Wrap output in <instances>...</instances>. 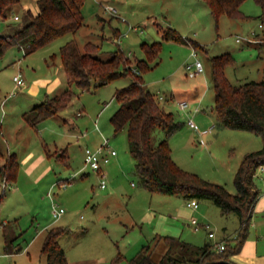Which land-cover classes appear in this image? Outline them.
I'll return each mask as SVG.
<instances>
[{
	"label": "rangeland",
	"instance_id": "1",
	"mask_svg": "<svg viewBox=\"0 0 264 264\" xmlns=\"http://www.w3.org/2000/svg\"><path fill=\"white\" fill-rule=\"evenodd\" d=\"M36 1L19 0L7 9L9 17H0V35L23 26L30 17L28 10H37ZM171 1L86 0L83 6L86 23L78 31L67 32L27 55L18 46H11L0 58V149L16 151L19 160L28 148L35 155L44 156L32 173L23 165L15 182L3 184L0 181V219L14 225L10 236L16 234V241L23 246L21 251L5 252L0 226V264H47L46 255L41 251L44 237L47 228L58 225L71 230L60 240L69 264H133L131 259L144 244L151 247L156 244L151 242L156 216L165 213L171 219L177 213L175 208L186 207L181 196L151 193L140 183L133 170L135 160L129 150L127 131H114L110 120L118 107L114 94L118 88L130 83V76H119L91 90L67 84L59 51L72 38L81 46L88 41L101 45L103 52L100 57L104 59L116 49L131 57L143 58V42L162 41L158 63L143 73V79L151 92L164 97L162 105L182 124L178 132L168 138L173 158L182 169L210 181H218L232 193L236 192L234 178L223 163H236L247 149H259L261 137L251 131L220 128L217 118H214L210 123L215 128L210 136L214 141L213 147H201L199 137H194L187 120L192 117L201 128L211 125L200 124L191 111L187 112L189 108L182 109L179 102L184 98L190 101L200 94L199 105L213 115L215 95L210 65V56L213 55L232 53L234 64L226 70L234 84L264 79V60L259 56L256 44L264 42L259 18L261 7L256 0H244L241 9L248 17L222 16L217 25L204 0ZM108 4L119 10V16L105 9ZM98 13L105 21L99 20ZM16 14L19 19L14 18ZM168 26L177 28L184 37L200 42L208 49L207 52H195L190 43L164 39L161 29ZM115 29H119L120 35L114 33ZM238 37L242 38L240 42ZM54 53L53 61L51 55ZM196 57L202 61L204 72L197 78H189L185 74L186 65ZM18 72L26 77L25 82L27 79L23 86H17L13 80V75ZM57 72L63 75L66 84L63 90L70 87L74 91L73 98L35 129L22 116L35 103L28 105L26 100H39L30 95L28 89L33 81L41 84L50 77L53 79ZM40 89L43 92L46 88L40 86ZM165 136L160 128L152 131L153 143ZM107 138L117 155L104 166L107 187L102 188V177L85 161V148L98 147ZM46 150H66V154L48 156ZM258 172L263 170L259 168ZM61 183H66V186H61ZM58 206L65 211L54 218L52 210ZM224 216L212 225L217 238L228 236L225 238L228 239V231L239 226V219L235 212ZM188 217L187 230L194 236L190 241L197 245L212 241L215 244L216 237H209L206 230L193 231L190 219L194 216ZM235 233L237 231L234 230L230 235ZM162 248V245L153 248L152 258L156 261L162 257ZM176 264L195 263L180 261Z\"/></svg>",
	"mask_w": 264,
	"mask_h": 264
},
{
	"label": "trees",
	"instance_id": "2",
	"mask_svg": "<svg viewBox=\"0 0 264 264\" xmlns=\"http://www.w3.org/2000/svg\"><path fill=\"white\" fill-rule=\"evenodd\" d=\"M86 0H37V12H29V20L10 34L0 35V58L11 46H18L24 54L42 48L67 32L78 31L86 22L83 6ZM213 15L216 24L222 16L244 19L248 17L241 9L244 0H204ZM19 0H0V17H9L7 9ZM261 7L259 18L264 32V0H256ZM163 38L191 44L196 50L207 52V48L196 40L184 37L174 27L162 28ZM119 35V34H118ZM264 41V40H263ZM259 56L264 59L262 46L256 43ZM144 57H131L121 49L111 51L109 58H102V46L88 41L82 46L75 38L60 47L59 55L67 72L69 86L75 84L81 90H91L107 84L122 75L130 76V83L115 91L117 109L110 117L115 132L126 129L129 150L135 160L134 173L140 183L151 193L179 195L185 199H209L223 214L235 212L239 219V228L234 237L225 239L223 250L214 249V244L196 246L192 243L165 237L169 244L167 253L160 261L150 258L148 245L131 259L133 264H176L177 262H198L206 264H226L232 256L239 253L249 235L250 222L260 190L255 182L256 171L264 165V79L234 84L226 74L227 67L234 64L232 53L210 56L211 82L214 89V109L217 126L237 130L251 131L262 139V147L246 153L235 172L236 192L232 193L221 183L203 178L197 173L182 169L171 154L169 137L178 131L181 123L174 114L165 109L160 96L151 92L144 83L143 73L158 63L162 41L141 44ZM56 54L51 55L54 61ZM137 68L139 72H135ZM264 72V68H263ZM70 87L61 93L48 96L23 113V118L36 126L63 109L73 98ZM160 128L165 138L157 143L152 141V131ZM48 156H65L66 150L48 152ZM20 169V161L15 152L0 149V181L3 184L15 182ZM5 239L4 251H21L22 244L16 241V234L10 236L11 222L0 219ZM70 228L58 225L47 228L41 248L46 255L47 264H69L67 254L61 245V238L70 233ZM177 252V254H174ZM120 257V255L118 256Z\"/></svg>",
	"mask_w": 264,
	"mask_h": 264
},
{
	"label": "crops",
	"instance_id": "3",
	"mask_svg": "<svg viewBox=\"0 0 264 264\" xmlns=\"http://www.w3.org/2000/svg\"><path fill=\"white\" fill-rule=\"evenodd\" d=\"M164 1H166V0H164ZM169 1H170V3L173 2L171 0H169ZM168 5H169V3H168ZM31 12L36 13L37 10L31 11ZM118 14H119V10H118ZM98 18L101 21H105V18L102 15H100L99 13H98ZM175 29L178 30L177 28H175ZM114 33L120 35L119 29H115ZM8 34H10V33H8ZM257 34H262V33L258 32ZM254 42H255V40L251 41V43H254ZM248 43H250V42L248 41ZM262 50L264 51V46H262ZM262 68H264V65ZM62 69L65 71L64 75H66V81H67V84H69L67 72L64 69V67ZM58 72H59V70H58ZM185 74L187 75L186 71H185ZM226 74H227V70H226ZM197 76H199V74ZM197 76L189 77V78H197ZM62 77H63V75H60L58 73L57 76H55L53 79H52V77H50V78L44 80L43 82H41V84L33 81L31 83L32 85H30V87L28 89V92L30 95L38 97L39 100H37V101H35L33 99L32 100H26V103L28 105L32 102H35V103H32L29 108L33 107L34 105H36L38 103H41L48 96H53V95H51V94H53L52 92H56L55 94L61 93L63 91L64 86L66 85V84L64 85L65 81H63ZM199 81H201V80H199ZM26 82H27V79H26ZM40 86L45 87L46 88L45 91L42 92L40 89ZM38 92H39V94H38ZM201 99H202V96H200V94H197V96L195 98H193L192 100H190V101L187 100V101H189V104H190L188 107L189 109L187 108L188 109L187 112L191 111L193 113V115H195L194 117H196L199 120V123L205 126V125H209L211 122H213L212 120L214 118H217V117H216V112L214 109L212 110L213 115H211V112H208V111L206 112V110L203 109V107L201 105H199L201 103ZM182 100H186V99L184 98ZM80 115H82V113ZM66 120H67V118H64V121H66ZM45 121L46 120H44V122ZM38 125L36 126V128L33 127L32 125L31 126L35 129H37V127H39ZM210 125H212V124H210ZM43 127L45 128V126H43ZM189 129H191V128H189ZM214 129H212L211 132H209L208 134L205 135L206 143L200 144L201 147H205L206 149L208 147L209 148L213 147L214 141L211 139L210 136L213 134ZM193 133H194V137L195 138L197 137V139H198V134L194 130H193ZM193 142H195V140ZM254 146H259V145H254ZM247 150L248 151L246 153L253 151V150H256V149H247ZM9 152H13V151L9 150ZM14 152L16 153L18 160H19L18 153L16 151H14ZM171 154H172V148H171ZM172 157H173V155H172ZM43 159H44L43 155H41V154L35 155L34 152L28 148V151L25 152L22 159L19 160L20 161V169L22 168L23 165H26L27 171L29 173H32L33 170L39 165V163ZM240 160L237 161L236 163H232V162L223 163L224 168L228 169V172H230V175L233 176V178H234L235 172L239 166ZM111 161H112V159H111ZM20 169H19V171H20ZM216 182H218V181H216ZM255 182L257 184V187L260 190V196L255 203L254 210L252 213L249 235H248L247 239L245 240L240 252L231 257L232 260L234 262H236L237 264H264V235H263L264 234V169H263V172H260V173L258 172V170L256 171ZM180 198L183 199L184 202H186V207H184L182 205V206H179L178 208H175L177 213L175 212L174 215L171 216V219H168L169 218L168 214H165V213H160V214H158V216H156V220H155L154 228H153L154 236L151 238V242H153L154 244L156 243L155 246L156 245H162L163 246L162 253H161V255H162L161 259L167 253V251L169 249V244H168L167 240L165 239V237H174L178 240H183V241L192 243L193 245H196V246H203V245H197V244L193 243L192 241H190V240H194V236L192 235V232L190 230H187L186 224H189V221H188L189 215L192 217L196 216V218L198 219V221L201 225L199 227V229H195L194 225L191 221L190 226L191 227L193 226V229H194L193 231H195L197 233V232H200L201 230H206V233L208 234V236H209L210 231H214L213 225H212V224H214V222L219 221V219L222 217H226L224 215H227V216L230 215V213L223 214L221 212L220 208H219V211H220L219 212L217 210L218 206H215L216 204L213 201L211 202V200L202 199L203 201L201 202L199 199H197L199 205L197 208H193V207L187 205L188 199H185L182 196ZM238 228H239V226L236 228L234 227V229L232 228L233 230L230 229L228 231L229 233H227V234H229L230 238H232L236 235V233L233 235H230V234H232V231H234V230L236 232L238 230ZM215 237H216V240H214V243H217L221 240H225V238H227L228 236H223V237L220 236V238H217V235L215 233ZM206 243L212 244L213 241H212V243L211 242H206ZM144 245H148L147 254H149L151 259L156 261L154 258H152V254L154 253L153 248L155 246L151 247L149 244H144ZM160 260H158V261H160ZM193 263L200 264L198 262H193Z\"/></svg>",
	"mask_w": 264,
	"mask_h": 264
},
{
	"label": "built area",
	"instance_id": "4",
	"mask_svg": "<svg viewBox=\"0 0 264 264\" xmlns=\"http://www.w3.org/2000/svg\"><path fill=\"white\" fill-rule=\"evenodd\" d=\"M105 8L109 12H111L113 15H117V16L119 15L118 10L114 6L108 4L105 6ZM14 18L19 19V16L16 14L14 16ZM260 26L262 27L263 24L260 23ZM241 40H242L241 37L237 38L238 42H240ZM249 42H250V40H249ZM195 56H196V54H195ZM133 70L135 72H139V70L137 68H133ZM202 72H204V66H203L202 61L198 57H196V59L192 63H189L186 65V73L189 77L197 76L198 74H200ZM13 80L17 86H23L26 83L24 75L21 72L14 74ZM160 98L162 99L163 96L160 95ZM189 105H190L189 101H187V100H181L179 102V106L184 110H186L189 107ZM187 124L190 128H192L198 134V137H199L200 142L202 144L206 143L205 135L208 134L209 132H211L213 127H214V125H211L210 127H207V128H201L194 121V119L192 117L188 118ZM116 155H117V151H116V149L111 147L110 141L108 138L105 139V141L98 147L92 148V147L87 146L85 148V161L88 163V165L91 167V169L97 171L100 174V176L102 177V180L100 182V186L102 188L107 187V181L105 179L106 173L104 171V166L107 165L111 161L112 157H114ZM260 169L263 170L264 165H262L260 167ZM60 185L65 187L66 183H61ZM187 205L191 206L193 208H197L199 203H198L197 199H189L187 201ZM64 211H65V209L62 206L54 207L52 210L53 217L54 218L60 217ZM191 221L194 225V228L199 229V227L201 225H200L198 219L196 217H193L191 219ZM209 236L214 237L215 236L214 231H210ZM225 244H226L225 241L221 240V241L215 243L213 245V247H214V249L221 251L225 248Z\"/></svg>",
	"mask_w": 264,
	"mask_h": 264
},
{
	"label": "water",
	"instance_id": "5",
	"mask_svg": "<svg viewBox=\"0 0 264 264\" xmlns=\"http://www.w3.org/2000/svg\"><path fill=\"white\" fill-rule=\"evenodd\" d=\"M222 262H225L226 264H233L232 262H230V261H222ZM206 264H212V262H207Z\"/></svg>",
	"mask_w": 264,
	"mask_h": 264
}]
</instances>
